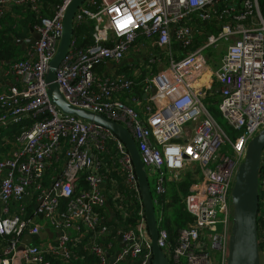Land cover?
Masks as SVG:
<instances>
[{"label": "built area", "instance_id": "obj_1", "mask_svg": "<svg viewBox=\"0 0 264 264\" xmlns=\"http://www.w3.org/2000/svg\"><path fill=\"white\" fill-rule=\"evenodd\" d=\"M40 2L0 0V20L11 8L40 14ZM72 2L61 0L51 17H39L32 28L39 34L37 43L2 72L11 83L0 92V127L24 126L14 150L0 157V264L77 262L84 259L81 250L97 264L129 259L151 264L152 238L127 146L109 129L64 114L48 95L46 76ZM199 20L217 22L221 29L199 32ZM85 21L93 26L92 39L81 48L73 38L56 74L61 94L71 106L105 116L131 133L154 182L158 245L170 264H215V257L217 264H227L236 174L248 143L264 129L259 0H87L75 26ZM141 39L167 50L164 59L141 57L162 71L146 80L112 71L108 64L118 67ZM221 43L225 51L212 70L216 59L207 52ZM215 87H221L220 111L235 139L205 103ZM127 95L130 105L120 97ZM223 146L228 151L219 158ZM190 171L198 172L185 200L194 221L172 241L164 227L167 183L181 182ZM260 196L263 205L264 153ZM47 229L55 239L19 250L25 235ZM118 237L123 245L111 261L106 240ZM259 242L264 264V231Z\"/></svg>", "mask_w": 264, "mask_h": 264}, {"label": "water", "instance_id": "obj_2", "mask_svg": "<svg viewBox=\"0 0 264 264\" xmlns=\"http://www.w3.org/2000/svg\"><path fill=\"white\" fill-rule=\"evenodd\" d=\"M87 0H73L69 5L64 18L63 36L57 54L50 64L46 76L48 95L52 104L57 106L64 114L74 116L84 121L93 122L113 132L128 148L133 159L141 195L144 203L149 232L153 243V260L151 264H170L169 259L158 245L159 228L157 225L156 207L151 185L139 150L131 133L122 125L109 120L105 116L71 106L61 94L56 82L57 70L69 52L72 40L76 35L75 17ZM39 34L31 29L28 39L20 40L23 52L29 46L37 43ZM87 42L81 44L83 48ZM113 68L114 65L108 64ZM162 67L158 71H162ZM221 87L214 89L220 93ZM156 93V89L151 91ZM146 96V95H145ZM264 153V129L260 131L247 145L246 156L241 164L232 190L233 220L231 237L229 241V254L227 264H262L260 255V232L258 217L261 208L260 175L262 170V156ZM53 238V233L47 229L37 236L25 235L19 250L26 245Z\"/></svg>", "mask_w": 264, "mask_h": 264}, {"label": "trees", "instance_id": "obj_3", "mask_svg": "<svg viewBox=\"0 0 264 264\" xmlns=\"http://www.w3.org/2000/svg\"><path fill=\"white\" fill-rule=\"evenodd\" d=\"M42 10L40 14H35L29 10L28 7L24 8H11L10 12L0 20V67L7 68L10 64L19 60L23 57L24 52L21 49V45L18 43L20 40H25L29 38L31 34V29L37 23L39 17H51L53 14L54 8L59 5L60 2L55 4H49L47 0H41ZM260 11L264 17V0H259ZM20 9L23 12H20ZM27 12V14H26ZM31 12V13H30ZM48 13V14H47ZM26 14V15H25ZM24 15L26 16L23 20ZM50 15V16H49ZM195 20H198L197 16H194ZM20 24H17L19 19ZM196 27H198L199 32L207 33H218L221 29L219 23L217 22H206V21H197ZM93 26L91 22L85 21L78 27H76V36L79 41V45L84 42H89L92 39ZM204 39V37H202ZM101 70V69H100ZM127 70V69H126ZM0 82V86H1ZM216 88V87H215ZM138 88L134 91V94H139ZM219 93L214 91L210 93L207 100L211 102L219 101ZM128 99V101H127ZM122 100L130 105L129 95L122 97ZM28 125V123H27ZM24 124L9 125L8 127H0V135L4 133V130H8L10 139L12 140L17 135L21 133ZM14 141V140H13ZM3 153H6V149H2ZM4 155H0L2 157ZM198 174L197 171H190L186 173L185 178L181 182H175L176 184L172 185V198L169 200L166 196L167 202H169L166 207L172 208L173 219L166 218L164 222V227L168 230L170 238L174 241L177 237L178 231L182 228L187 227L194 221V218L187 212L185 200L189 194L190 187L196 182L195 176ZM110 204L113 208V204L110 201ZM261 209L264 211V204L261 205ZM132 213L135 212V207H131ZM31 212V210H30ZM261 213V212H260ZM258 227L260 229V234L264 231V212L261 213L258 217ZM40 242V241H39ZM84 256V259L80 261H70L63 262L61 259H51L54 264H97V260L92 255H86L84 251H80Z\"/></svg>", "mask_w": 264, "mask_h": 264}, {"label": "rangeland", "instance_id": "obj_4", "mask_svg": "<svg viewBox=\"0 0 264 264\" xmlns=\"http://www.w3.org/2000/svg\"><path fill=\"white\" fill-rule=\"evenodd\" d=\"M20 12H23V10L20 9ZM26 14H27V12H26ZM25 15H24V18L26 17ZM21 20L22 19L20 18L17 21L18 25L20 24ZM141 44H144L146 47H148L150 49V53H151L150 56H152V57L159 56L162 59H164L168 55L167 50H162V49H157L155 47H151L150 41H148L146 39H141L138 42V44H136V45H141ZM225 47H226V45L221 43L218 49H211L210 51L207 52V54L213 55L214 58L216 59V62L214 61L213 65H211L212 70L215 69V65L217 63L219 65V60L224 54ZM173 54L175 57L179 56L180 50H179L178 44L173 45ZM132 59L134 60L133 63L128 62L125 59L121 64L118 65L117 68L121 69L122 73H125L128 76L135 77V78H138L141 80H146L149 77H151L157 73L159 66L150 63V61L148 59L144 60V59H141L140 57L136 58L134 56H132ZM164 63L168 64V61L165 60ZM128 67L131 69V71H128ZM134 69H136V70H134ZM218 98H219V96L217 97V99ZM205 103L207 105L209 112L213 115V117L217 120V122L226 130V132L231 136L232 139H235L237 137V135L232 136L233 130L229 126V124L227 123L226 119L223 117V115L220 111L219 101L211 102V100H207V101H205ZM8 130H4V133H2L0 135V155H4L3 157L7 156L9 154V152H11V150L13 148V142L12 141L15 139V138H13L12 140H9L10 135L7 132ZM233 142H235V141H233ZM2 149L3 150L6 149V153H3V151H1ZM225 151H228V147L223 146L221 148V150L219 151V155H220L219 158H222V155L225 154ZM149 182L151 185L152 193L154 194V182H153L152 178L149 179ZM173 184H176V183L175 182H168L167 183V191L168 192H167L166 197L169 200L172 198V185ZM156 210H157V215H160V207L159 206L156 207ZM260 212L263 213L264 211L261 209ZM261 213H260V215H261ZM165 217L173 219L172 208H168L166 210ZM259 232H260V229H259ZM37 243H40V242L38 241ZM217 263H218V261L215 257V264H217Z\"/></svg>", "mask_w": 264, "mask_h": 264}, {"label": "crops", "instance_id": "obj_5", "mask_svg": "<svg viewBox=\"0 0 264 264\" xmlns=\"http://www.w3.org/2000/svg\"><path fill=\"white\" fill-rule=\"evenodd\" d=\"M48 2H49V4H55V3H57V2H61V0H47ZM48 14V13H47ZM50 16V15H49ZM23 20H24V17H23ZM30 36H31V34H30ZM29 36V37H30ZM28 39V38H27ZM87 44H88V42H87ZM151 45V47H153L152 46V44H150ZM135 49V50H134ZM134 49H133V52L126 58V61H128V62H131V63H133V59H132V56H134V57H142V58H145V57H149L150 56V49L148 48V47H146L144 44H141V45H136V47H134ZM139 49V52L137 53V50ZM25 53V52H24ZM133 54V55H132ZM113 65V64H112ZM110 67V69L112 70H116L117 71V73H119V72H121V69H119V68H117L115 65L113 66V68L111 67V66H109ZM3 69H4V67H0V82L2 83L1 84V86H0V92H3V91H5L6 89H7V86L9 85V83H11V79H5L4 77H3V75H2V72H3ZM112 70V71H113ZM121 98H122V96H120ZM124 97V96H123ZM127 101H128V99H127ZM13 143H14V141H12ZM11 148V147H10ZM14 150V146H13V148H12V150H11V152ZM9 154H10V152H9ZM8 154V155H9ZM113 216V215H112ZM111 216V217H112ZM39 222V221H38ZM48 240L49 239H55L54 237L53 238H47ZM44 241H46V240H44ZM43 241V242H44ZM42 242V241H41ZM106 243L108 244V243H110L111 244V250H113V257L111 258V261H114V259H115V256H116V254L121 250V248H122V245H123V243H122V241H121V239L118 237V238H116L115 240H106ZM122 264H138V262L136 261V260H133V259H129V260H127V261H125L124 263H122Z\"/></svg>", "mask_w": 264, "mask_h": 264}]
</instances>
